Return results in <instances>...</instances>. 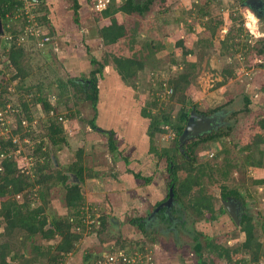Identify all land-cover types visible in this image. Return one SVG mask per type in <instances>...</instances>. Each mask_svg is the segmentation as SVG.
I'll use <instances>...</instances> for the list:
<instances>
[{"label": "rangeland", "instance_id": "374dc122", "mask_svg": "<svg viewBox=\"0 0 264 264\" xmlns=\"http://www.w3.org/2000/svg\"><path fill=\"white\" fill-rule=\"evenodd\" d=\"M78 1L81 4L80 24L76 25L72 0H47L48 6L43 9V14L47 11L50 16L49 24L46 25L50 33L54 32L52 41L43 47L35 43L25 45L34 74L23 85L15 82L10 84L12 75L5 69L3 57L4 48L8 45L4 35L0 37V85L4 87L0 90L12 86L14 89L11 91L17 90L14 100L20 98L31 102L33 98L28 96L27 90L43 85L50 92L51 98L56 100L61 92L58 87L59 79L89 81L90 73L105 64V60V68L112 70L115 68V56H130L124 40L114 46L102 45L98 30L109 25L110 20L101 18V14L93 11V0ZM123 1L115 0V3L120 5ZM202 8L207 12L205 16H202ZM254 8L247 6L242 0H157L151 11L142 17L116 15L121 24L139 28L140 45L151 43L154 47L161 46V49L156 52L155 63L147 65L138 73L137 79L129 83L132 88H136H133L134 91L129 90L134 107L130 108L133 111L126 125L130 127L132 124L135 128H117L116 156L109 152L108 136L100 134L101 141L97 133L89 130L87 121L95 113L89 101L80 99L81 94L70 88L63 95L62 104H57L60 114L73 118L64 124L68 145H64L60 151L45 138L50 155L54 157L53 161L50 159L48 162L49 171L66 170L78 161V150L83 149L85 172L90 170L91 173H96V177L86 179L81 184L87 206L93 210L94 216H107L104 229L97 226V232L92 231L90 234L87 228L81 231L82 240L74 255L68 256L64 264H84L85 256H89V264L96 263L102 255L110 254L112 246L118 252H129L134 256L137 254L136 244L146 248L137 258V262L141 261L142 264H200L195 247L198 242L203 246L204 260L208 264H235V261L244 258H247V264H264V257L259 262L252 263L249 255L241 253L233 254L231 261L219 257L221 250L215 249L214 244L225 249H235L245 241L241 225L228 214L213 219L209 212L204 211L205 214L201 217L189 207V200L196 196L200 188L212 198L214 210L219 213L223 204L222 187L238 189L243 197L244 212L253 219L255 233L264 245V185L255 183L264 178V128L261 127V122L264 121V14L259 15L264 6ZM90 38L93 40L90 41ZM92 60H97L98 63L93 64ZM193 64L196 66L194 69L191 67ZM105 68L103 77L99 79V86L101 89L106 87L112 93L113 89L117 90L116 82H112L114 75L108 74ZM153 73L156 77L154 80L151 78ZM181 73L191 76V84L186 89L187 96L184 95L191 100L190 107L195 105L199 115H211L207 118L217 116L219 120H216L212 131L225 133L219 142L203 143L197 147V162L194 167H199L200 164L216 165L220 170L209 173V177L203 178L202 183L183 200L182 209L187 208L190 220H187L186 225L182 226L178 221L167 225L158 220L160 225L148 227V237L131 220L142 217L147 222L155 204L158 200L163 201L168 194L169 174L166 160H158L147 149L148 146L150 148L151 141L148 135L149 122L139 115L138 109L153 103V90L158 88L157 80L168 82ZM17 85L23 87L18 90ZM120 94L121 92L114 91L106 99L108 104L105 107L110 108L106 114L109 123L117 121L119 115L128 114L117 111L122 108V104L128 105V97ZM245 97L250 99L249 106ZM164 104L156 108L166 110L175 120L183 104L178 101L177 96L172 101L166 99ZM156 108L152 111L158 110ZM30 111L36 126L33 131L35 136L32 137L47 134L43 130L42 120L46 115L41 106L30 108ZM13 119L18 125V118ZM259 138H262V142L256 144ZM133 140L136 142L135 147L143 146V143H148V146L146 144L144 148L139 146L138 150H132L135 156L131 157L128 151ZM191 141L179 146L180 150L186 148ZM154 142L159 149L176 154L180 164L184 163V149L179 153L175 150L176 137L173 139L170 133L158 134ZM48 143L51 145L48 146ZM250 145L252 148H249ZM22 149L26 157L19 160L20 167L29 170L33 163L28 157L29 148L24 146ZM227 160L232 162L233 168L226 169ZM251 160L260 165H251ZM34 170L31 169L30 172L34 173ZM226 171L228 176L224 178L221 172ZM137 174L152 177L151 182L137 179ZM180 176L184 178L186 172L181 171ZM74 182L76 180L73 178L69 180V183ZM38 188L36 186L34 191ZM42 194L46 205L38 195L34 206H44V213L50 217V222L55 216L66 215V190L63 185L53 186L49 192ZM17 200L23 202L24 198L21 195ZM180 206L178 203L177 208ZM47 227L50 228L51 224ZM36 241L42 242L39 238ZM22 242L25 243L24 240ZM58 242L59 239H55L50 244ZM48 243L43 242L46 245ZM20 248L23 249V246ZM26 250L27 256H30L29 247Z\"/></svg>", "mask_w": 264, "mask_h": 264}, {"label": "trees", "instance_id": "16d2710c", "mask_svg": "<svg viewBox=\"0 0 264 264\" xmlns=\"http://www.w3.org/2000/svg\"><path fill=\"white\" fill-rule=\"evenodd\" d=\"M74 2V14L76 25L80 24L79 10L81 9V4L78 0H72ZM157 0H124L122 4L116 5L113 1L110 6L103 11L101 18L109 19L110 24L99 28L98 35L105 46H112L120 43L124 40L129 46V50L133 52L132 56L123 57L115 56L113 58V63L115 64V69L120 75L121 80L127 85L133 80L137 79L138 73L143 71L147 65H152L155 63V55L160 47H154L150 44L140 45L138 37V27L129 28L125 23L121 24L116 15L124 14L127 16H144L149 13ZM247 2V0H242ZM23 5L21 0H0V16L3 22L4 35L13 36V40L7 43V47L4 48L3 57L5 58V69L12 75L10 79L11 85L17 83L23 85L29 77L34 74L33 65L31 59L26 53L25 45L28 43H35L38 45L35 39L31 38L32 42H26L25 44H19L18 39L20 35L23 34L24 28L23 23L17 20V10ZM48 6L47 0H41L39 8L38 22L41 26L49 24L50 16L48 12L43 14V9ZM204 8L201 9L202 16H205L207 12H204ZM137 25V23H136ZM27 24L25 25V27ZM47 26V25H46ZM48 27V26H47ZM49 29V28H48ZM50 32V31H49ZM54 33V32H53ZM53 33H50L52 37ZM137 46V50L135 48ZM136 49V50H135ZM191 54V52H186ZM93 64L98 63L97 60H92ZM105 64L100 65L94 71L90 73L89 81H81L80 79L64 81L58 80V87L61 90L60 95L56 100L49 95L47 89L43 85H37L36 88L27 90L28 96H32V100L24 101L20 98L14 100L13 96L17 94V90L12 86L4 90H0V110L6 109L8 104H11L12 108L15 109L14 117L18 118V125L13 123L10 130V138L0 137V264H64L68 256L74 255L77 245L82 240L83 236L81 231L86 228V221L88 217L97 219L100 221V225H93L92 228L88 229V234L90 232H97V226L104 229L106 225L107 216L97 218L94 216L93 210L88 208L85 194L81 184L85 183L86 179L96 177V173L85 172L83 164V153L84 150H78V161L70 165L66 170H58L56 172H50V164L48 163L54 157L50 155L45 138L49 139L55 147L56 150L60 151L64 145H68L67 136L65 134V122L72 120V116L68 117L64 114L58 112V105L62 104L63 95L65 92H69L70 88L76 90L80 99L89 101L91 103L92 109L94 110V115L91 120L87 123L90 129L100 134H105L108 136V146L109 152L116 156L118 151V146L116 142L115 130H103L97 124V118L99 109V79L103 74V69ZM193 69L196 67L194 64L191 66ZM264 68V65L262 66ZM3 73H5L3 71ZM190 75L187 73H181L176 78H171L168 82L158 81V88L153 90V103L148 104V106H143L141 110L142 118L147 119L148 125V135L150 138V149L149 153L157 158L158 160H166L167 171H168V194L165 199L170 197V191L172 190L175 202H183L184 199L189 197L193 189L199 186L203 178L209 177V173L214 171L219 172V168L214 165H202L199 167H194V163L197 162L196 150L197 147L203 143H215L221 140L225 133L213 132L207 134L203 137L196 138L192 140L187 147L181 148L182 158L184 163H179L176 159V154L170 153L169 150L159 149L154 142L155 136L158 134L167 133L164 129L165 126H169L176 133V152H180V137L186 127V124L190 118L193 108L197 109L195 105L190 107L192 104L191 100L185 97L187 96L186 89L191 84ZM152 80L156 79L155 74L151 75ZM167 83L173 89V95L167 99L172 101L176 96L178 101L183 104L180 108L175 120L172 119V114H168L166 110L156 108L158 105H165L164 101L166 99L161 97L163 91V84ZM17 85V88L21 89L23 86ZM135 85V84H134ZM222 85V84H220ZM132 86V85H128ZM0 88H4L0 85ZM16 88V89H17ZM135 89L136 86H133ZM11 91V92H10ZM247 105H250V99L245 97ZM53 101L55 103H53ZM131 102L133 99L131 98ZM53 103V105H52ZM134 103V102H133ZM189 104V105H188ZM36 106H41L42 112L46 115L43 121V130L47 131V134H40L36 138V129L33 128V114L30 108ZM153 108H156L153 112ZM162 108V107H161ZM248 108H246L247 110ZM53 113V114H52ZM70 115V114H69ZM62 118V120H60ZM29 122L31 125L25 127L23 121ZM261 127L264 128V121L261 122ZM14 137H19V140L14 143ZM30 142H26V140ZM262 138L255 142L256 144L261 143ZM51 145L48 143V146ZM255 145V144H254ZM26 146L29 148V156L33 161L32 166L29 170H25L20 167V159L25 156V151L22 149ZM249 148H252L250 145ZM19 149L22 152L17 153ZM56 153V151H54ZM57 154V153H56ZM3 155V157H2ZM251 165H260L257 162H249ZM34 165V166H33ZM35 167V168H34ZM226 169L233 168L234 165L230 160L225 162ZM31 169H35L34 173L30 172ZM49 171V172H48ZM88 171V170H87ZM185 171L186 176L181 178L180 172ZM223 177L228 176V172H221ZM75 175L77 182L69 183L71 175ZM137 179L144 180L146 183L151 182L152 177H143L140 174L136 175ZM259 185H264V178L255 182ZM63 185L65 194V208L67 213L64 217H48L44 212V206L35 207L34 200H37L40 195V199L43 200L46 205L45 197L42 192H49L53 186ZM36 186H39L37 190L34 191ZM23 196L24 201L20 202L17 200L19 196ZM221 197L223 200H228L229 198L243 201L242 194L238 189H228L226 186L222 187ZM161 201L162 203L164 200ZM158 203V205L161 204ZM190 208H192L199 216L203 217L204 211L210 213L213 219L226 214L224 208L220 209L219 213L214 210V204L212 198L208 197L203 189L196 192V196L189 200ZM96 210V209H95ZM146 220L144 218H134L131 220L133 225H137L145 236H148L147 228L145 226ZM51 227H47L48 224ZM253 219L247 215H243L241 219V231L245 234V241L235 249H225L218 247L214 244L215 249L221 250L218 255L221 258H226L231 261L233 254H244L251 257L252 263H257L260 261L261 257H264V245L261 240L256 235V226L254 225ZM80 229V230H79ZM149 237V236H148ZM42 240V242H37L36 239ZM59 239L57 244H50V241ZM24 240L25 243L22 241ZM43 242H49L47 245ZM209 245H212L211 241H208ZM23 246V249L20 248ZM136 247L140 248L141 245L136 244ZM18 247V248H17ZM26 247L30 249V256H27ZM197 254L200 259V264H208L204 260L203 246L201 243L195 245ZM212 247V246H211ZM89 256H85L86 260L84 264H89ZM248 261L244 258L239 261H235V264H246Z\"/></svg>", "mask_w": 264, "mask_h": 264}, {"label": "built area", "instance_id": "2783aa9c", "mask_svg": "<svg viewBox=\"0 0 264 264\" xmlns=\"http://www.w3.org/2000/svg\"><path fill=\"white\" fill-rule=\"evenodd\" d=\"M21 1L23 2V5L18 8L16 18L17 20H20V23H23L24 32L22 35H20L18 39V43L25 44L28 40H29L28 42H32L31 38H33L38 43L39 47H43L46 44H49L52 41V37L50 36L49 29L46 25L41 26L40 23L38 22L41 0H21ZM113 1L115 0H93L92 1L93 11L99 14L102 13L110 6V4ZM26 24L27 26L25 27ZM4 38L8 42H11V40H13V36L6 37V35H4ZM162 89H163L161 93L162 98L169 99L173 95V89L167 83L163 84ZM14 111L15 109L12 108L11 104H8L6 109L0 110V137H5L7 139L10 138L11 126L14 125L13 118L16 115L14 114L16 113ZM60 120H62V118H60ZM23 124L25 127L31 125L26 120L23 121ZM31 126L36 129V126H34V122H32ZM164 129L167 131V134L170 133V136L173 139L176 137V133L169 126H165ZM18 140L19 137H14L13 142L16 143ZM26 142H29V140L27 139ZM17 153L20 154L21 150L19 149ZM86 224H87L86 228L88 230L89 228H92V226L95 224L100 225V221L88 217ZM111 248L112 250L110 251V254L108 256L102 255V257L98 261H96V263H92V264H140L141 261L137 262V258L140 255V253L141 252L143 253L146 249L145 247L137 248V250H135L137 254L133 256V254H130L129 252H123V251L118 252L116 251V248H113V246Z\"/></svg>", "mask_w": 264, "mask_h": 264}, {"label": "crops", "instance_id": "0c3cea01", "mask_svg": "<svg viewBox=\"0 0 264 264\" xmlns=\"http://www.w3.org/2000/svg\"><path fill=\"white\" fill-rule=\"evenodd\" d=\"M83 33H85L86 34V31L85 30H83ZM93 39H91L90 38V41H92ZM94 40H96V41H98V42H100L98 39H94ZM126 43V42H125ZM119 44V43H118ZM102 45L103 46H105L103 43H102ZM117 45V44H116ZM126 45V49L128 50V55H130V56H132V54H133V52L132 51H130L129 50V46H127V44H125ZM112 46H114V45H112ZM135 48H137V46L135 45ZM68 61V60H67ZM74 63V62H73ZM76 63V62H75ZM114 64V63H113ZM115 65V64H114ZM70 66H72V63L70 62ZM106 67V66H105ZM113 68V67H112ZM105 70H106V72L108 73V74H110V73H112V75H114V77L112 76V82L114 81V82H116V85H115V87L117 88V90L116 89H113V92L114 91H118V92H121V94H120V96H127L128 97V105H125V104H122V108H118V112L120 113V111H121V113H127L128 112V114H125V115H119L118 116V119H117V121H112V122H108V118H107V116H106V114L109 112L108 110L110 109V108H106L105 107V105L107 106V98L113 93H110L109 92V89L107 90V89H101V87L99 86V92H100V100H99V105H98V109H99V114H98V118H97V124H98V126L100 127V128H102L103 130H115V128L117 129L118 127H127V125L126 124H128L129 123V121H130V117H131V111H133V110H131L130 108H133L134 107V105L132 104V102H131V98H130V96H131V94H130V92H129V90L131 89V91H134L133 90V88L131 87V86H128V85H126V83L125 82H123L122 80H121V77H120V75L117 73V71H116V69L115 68H113L112 70H107L106 68H105ZM110 71H112V72H110ZM114 71H115V74H114ZM133 96H134V94H132ZM133 99V98H132ZM135 100V99H134ZM106 103V104H105ZM125 108H128L127 109V111L125 112L124 110H125ZM139 110V115H141V108L140 109H138ZM142 116V115H141ZM134 121V120H133ZM121 124H123V125H121ZM135 127L131 124V126L130 127H127V129H134ZM89 130L90 131H92L90 128H89ZM90 134V133H89ZM99 138H100V140L102 141V137H100V133H99ZM146 144H147V146H148V143H143L142 145L143 146H140V147H142V148H144L145 146H146ZM135 145H136V142L133 140V143H132V145H131V147H130V150L128 151V153H129V155H131V157H134L135 155L133 154L134 152H132V150H138V148H139V146H137V147H135ZM147 149H150L149 148V146H148V148ZM121 152H122V150H121ZM120 152V153H121ZM143 152V151H142ZM141 152V153H142ZM246 260H247V258H245ZM248 261V260H247ZM248 263V262H247ZM246 263V264H247Z\"/></svg>", "mask_w": 264, "mask_h": 264}, {"label": "flooded vegetation", "instance_id": "af4514ba", "mask_svg": "<svg viewBox=\"0 0 264 264\" xmlns=\"http://www.w3.org/2000/svg\"><path fill=\"white\" fill-rule=\"evenodd\" d=\"M259 2H261L262 3V6H264V0H259V1L258 0H255L253 3L254 4H257ZM260 11H261V13H259V15L260 16H263L264 10L262 9ZM207 116H211V115H207ZM213 132H215V131H211L208 134H211ZM205 135H207V134H205ZM169 198L168 199H165L163 203L161 202V200H158L159 203L161 202V204L158 205V206H157L158 202L155 204L154 209L150 212V216L148 217V220H147V222L145 224V226H146L147 229H149L148 227L150 225L154 226V224L155 225L156 224H159V221L158 220H160L161 223H164V222L167 223V225L168 224L169 225H172V223H174L175 221H178L182 226H184V224L186 225L187 220L190 221L188 219V217H187V212H188L187 211V208L186 209H182V206H183L182 203L183 202H178V201L175 202L174 196H173V201H172L170 207H166V206L161 207L162 205H164L165 203H167V201L169 200ZM221 199H222V197H221ZM222 202H223L222 208H224V210L226 211V214H228L230 216V218H232L234 220V218L232 217V215L228 212L227 208L225 207V203H228L229 208L234 212V214L236 215V217L239 219V225H241V219L243 218V215L249 216L247 213L244 212V208L242 206V202L241 201L236 200V199L229 198L228 200H223L222 199ZM178 203H179V205H181L180 206L181 209H180V207L177 208V204ZM174 204H176V205H174ZM154 219L156 221H154Z\"/></svg>", "mask_w": 264, "mask_h": 264}, {"label": "water", "instance_id": "95a60500", "mask_svg": "<svg viewBox=\"0 0 264 264\" xmlns=\"http://www.w3.org/2000/svg\"><path fill=\"white\" fill-rule=\"evenodd\" d=\"M254 1L255 0H247L246 5L251 8L254 7L260 8L262 6L261 2L254 4L253 3ZM3 35H4V27L0 16V37H2ZM216 120H218L217 116L215 118H207V116L205 115H199L196 112V109L193 108V111L191 112L186 127L180 137V146L189 140H194L198 137H203L205 134L210 133L213 130V128L216 126L215 124ZM71 178L75 179L77 182V178L75 177V175L72 174ZM172 201H173V192L171 190L169 200L161 207L163 206L170 207ZM225 207L227 208L228 212L232 215L234 220L239 224V219L236 217L234 212L229 208L228 203H225Z\"/></svg>", "mask_w": 264, "mask_h": 264}, {"label": "clouds", "instance_id": "9594fccd", "mask_svg": "<svg viewBox=\"0 0 264 264\" xmlns=\"http://www.w3.org/2000/svg\"><path fill=\"white\" fill-rule=\"evenodd\" d=\"M100 216H97V218H99ZM97 220V219H96Z\"/></svg>", "mask_w": 264, "mask_h": 264}]
</instances>
